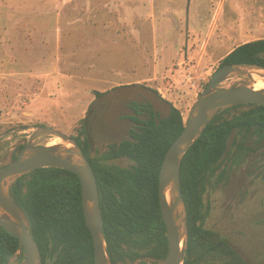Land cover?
<instances>
[{"label": "rangeland", "instance_id": "374dc122", "mask_svg": "<svg viewBox=\"0 0 264 264\" xmlns=\"http://www.w3.org/2000/svg\"><path fill=\"white\" fill-rule=\"evenodd\" d=\"M257 38L264 0H0V169L39 125L71 137L83 126L99 157L128 137L133 100L161 117L174 106L186 119L221 59ZM248 82L234 75L222 86ZM241 138L231 134L206 185L204 225L250 264H264V140L249 134L240 147Z\"/></svg>", "mask_w": 264, "mask_h": 264}, {"label": "trees", "instance_id": "16d2710c", "mask_svg": "<svg viewBox=\"0 0 264 264\" xmlns=\"http://www.w3.org/2000/svg\"><path fill=\"white\" fill-rule=\"evenodd\" d=\"M237 62L264 66V38L238 44L221 59L219 68ZM130 104L134 114L130 116L133 125L128 137L109 144L99 157L90 156L83 126L73 138L94 170L112 263L138 260V264H158L168 249L158 199L159 171L166 150L183 130L186 119L174 106L161 117L150 102ZM234 131L241 134L240 147L249 134L264 140V106L250 103L218 109L185 153L180 168L188 217L184 264H250L222 234L204 225L206 185L228 152ZM121 157L130 164L122 167L107 162ZM11 193L39 246L42 264H94L92 236L84 220L80 181L75 173L63 168H37L16 180ZM15 255L18 262L23 258L22 245L0 225V264H10Z\"/></svg>", "mask_w": 264, "mask_h": 264}, {"label": "water", "instance_id": "95a60500", "mask_svg": "<svg viewBox=\"0 0 264 264\" xmlns=\"http://www.w3.org/2000/svg\"><path fill=\"white\" fill-rule=\"evenodd\" d=\"M234 75L245 76L249 82L236 87L222 86ZM259 80H264V66L260 64L237 62L218 68L191 107L183 130L166 150L159 171L158 199L168 249L158 264H184L188 217L180 168L185 153L218 109L250 103L264 106V86L255 87ZM40 136H55L62 141L37 143ZM42 167L63 168L78 176L84 220L92 236L94 264H113L104 238L99 191L90 161L75 138L46 125L36 126L16 158L0 169V225L22 245L23 258L17 264H42V257L11 189L16 180Z\"/></svg>", "mask_w": 264, "mask_h": 264}, {"label": "flooded vegetation", "instance_id": "af4514ba", "mask_svg": "<svg viewBox=\"0 0 264 264\" xmlns=\"http://www.w3.org/2000/svg\"><path fill=\"white\" fill-rule=\"evenodd\" d=\"M133 101H135V100H133ZM142 101H143V100H142ZM142 101H137V102H142ZM131 102H132V101H131ZM131 102H130V103H131ZM146 102H148V101H146ZM130 103L128 104V107L131 109L132 112H131L129 115H127V117L129 118V120H130V122H131L130 127H132V125H133V121L131 120L130 116L134 114V110L131 108V106H130L131 104H130ZM152 106H153V105H152ZM153 108H154V107H153ZM87 111H88V110H87ZM85 118H86V116H85ZM86 119H87V118H86ZM130 127H129V129H130ZM129 129H128V132H129ZM17 263H18V262H17Z\"/></svg>", "mask_w": 264, "mask_h": 264}, {"label": "bare ground", "instance_id": "6f19581e", "mask_svg": "<svg viewBox=\"0 0 264 264\" xmlns=\"http://www.w3.org/2000/svg\"><path fill=\"white\" fill-rule=\"evenodd\" d=\"M260 83L263 84V85L258 86ZM261 86H264V80H259L255 87L259 88ZM49 144H52V143H49Z\"/></svg>", "mask_w": 264, "mask_h": 264}, {"label": "crops", "instance_id": "0c3cea01", "mask_svg": "<svg viewBox=\"0 0 264 264\" xmlns=\"http://www.w3.org/2000/svg\"><path fill=\"white\" fill-rule=\"evenodd\" d=\"M68 112H69V114H74L75 109H74V108H70V109L68 110Z\"/></svg>", "mask_w": 264, "mask_h": 264}]
</instances>
